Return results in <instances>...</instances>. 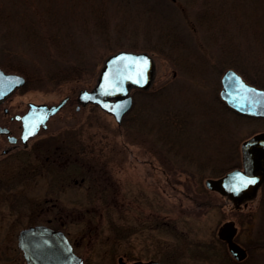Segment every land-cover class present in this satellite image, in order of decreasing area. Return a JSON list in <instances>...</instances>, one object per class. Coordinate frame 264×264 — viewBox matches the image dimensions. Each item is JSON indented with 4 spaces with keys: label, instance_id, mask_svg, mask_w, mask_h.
<instances>
[{
    "label": "rangeland",
    "instance_id": "1",
    "mask_svg": "<svg viewBox=\"0 0 264 264\" xmlns=\"http://www.w3.org/2000/svg\"><path fill=\"white\" fill-rule=\"evenodd\" d=\"M188 1L147 0L156 6L159 29L183 41L171 57L138 50L153 56L155 75L150 93L133 91L136 108L128 117L139 113L145 123L136 128L123 122L127 114L118 123L98 104L78 100L81 89L96 84L110 54L129 50L133 41L144 44L143 32L134 35L124 24L132 21L125 6L0 0V67L10 59L42 73L80 60L85 68L83 77L59 83L42 74L34 86L23 85L0 102V125L18 137L11 143L0 133V264H27L18 234L35 224L61 228L83 264H120L119 257L234 264L218 236L229 219L238 226L235 239L250 250L242 264H264V185L236 208L205 184L215 173L241 166L242 142L264 131L263 117L238 114L220 97L221 76L234 68L228 59H245L243 70L251 60L233 52L264 51V0H225L217 12L226 36L217 39ZM103 12L111 40L123 47L106 49L96 29ZM67 96L48 126L23 143L21 121L13 115L29 102L53 104Z\"/></svg>",
    "mask_w": 264,
    "mask_h": 264
},
{
    "label": "water",
    "instance_id": "2",
    "mask_svg": "<svg viewBox=\"0 0 264 264\" xmlns=\"http://www.w3.org/2000/svg\"><path fill=\"white\" fill-rule=\"evenodd\" d=\"M147 58L146 69L138 61ZM143 69V76L140 73ZM155 75V61L151 54L142 51L120 50L110 54L100 69L96 84L79 91L78 100L82 104L97 103L112 113L118 123L133 106L131 89H147ZM237 79L233 81L231 78ZM26 78L16 72H8L0 67V100L16 88L24 85ZM220 97L237 112L264 117V88L248 82L237 70L228 68L221 76ZM68 96L58 103L30 102L23 114L13 118L21 120V140L26 143L41 128L47 127L49 118L57 113L67 102ZM5 111H8L6 108ZM0 133L8 134L10 142L17 137L11 134L7 126L0 125ZM27 136V139L25 137ZM242 166L234 167L219 177H208L205 184L209 189L228 196L236 207L247 205L254 198L264 182V131L245 139L241 144ZM237 225L234 220L225 221L218 230V236L228 244L230 253L242 259L247 252L236 240ZM18 245L28 264H83L82 258L73 251V247L62 230L45 224L32 225L18 234ZM120 264H163L157 260H136L126 262L119 257Z\"/></svg>",
    "mask_w": 264,
    "mask_h": 264
},
{
    "label": "trees",
    "instance_id": "3",
    "mask_svg": "<svg viewBox=\"0 0 264 264\" xmlns=\"http://www.w3.org/2000/svg\"><path fill=\"white\" fill-rule=\"evenodd\" d=\"M115 1L119 4V6L123 5L126 7L127 10H129L131 13L127 15V18L132 20L130 22H124V24H130V28L133 30V34L136 35L139 30L143 32V36L145 38L144 44H137L136 42H132L131 44L127 45V48L129 50H154L157 52H160L168 57H171L173 53L178 52L180 53L179 46L181 45L183 39L181 37H175L173 33L170 31H167L165 29L161 30L159 29L158 25V18L155 16V9L156 6L154 4H150L147 2V0H110ZM225 0L221 1V5L218 8L219 1L218 0H189L188 2L193 5L196 8V17L198 22L203 24L206 29L212 30L214 32V36L212 35L213 39H217L219 36V33L222 35V37L226 36V26L225 22H219L220 14L217 12L224 3ZM139 2V6L137 7ZM226 2V1H225ZM132 7H136L137 9L135 11L136 14H134V10H132ZM105 11V10H102ZM149 12V14H148ZM142 13V14H141ZM99 20L96 22L97 25V33L103 34L102 40L104 41V44L106 46V49L113 51L115 48H118V46H124L121 45V41L117 38L114 40H111L112 38L108 34V16L103 12L102 14H98ZM140 16V18H139ZM220 24V25H218ZM174 26H176L173 23ZM121 30V29H120ZM222 31V32H221ZM217 33V34H216ZM105 36V38H104ZM100 40V38H99ZM62 49V48H60ZM64 50V49H62ZM66 50V49H65ZM173 52V53H172ZM233 55L235 57L242 56V57H249L251 60L247 61V70H243L239 64H241V61H244L245 59L237 60V62L234 60H229L228 63L230 66L237 69L248 81L255 84L256 86L263 87L264 88V51L260 52H233ZM237 55V56H236ZM239 62V63H238ZM84 63V60H80L78 62L74 63H67L60 67H48L47 70L42 72H38L34 68H30L22 63H15L12 60H3L1 65L7 70L11 72H18L25 76L26 82L24 84V87L34 86V82H38L42 74L46 75L47 77L51 78V82L53 83H59L62 81L67 80H74L83 77L85 73V68L82 65ZM134 92L140 91L143 93H150L151 91L143 90V89H135ZM159 96V94L157 95ZM134 107L133 109H135ZM129 113L124 117L123 122L130 126H135L136 128H142L144 127L145 123L142 121V116L137 113L133 117H128ZM139 131V130H138ZM161 138V135L160 137ZM163 139V138H162ZM164 144L168 146L169 149H173L171 142L170 145H168V141L163 139ZM225 171H220L219 173H215V176H218Z\"/></svg>",
    "mask_w": 264,
    "mask_h": 264
},
{
    "label": "flooded vegetation",
    "instance_id": "4",
    "mask_svg": "<svg viewBox=\"0 0 264 264\" xmlns=\"http://www.w3.org/2000/svg\"><path fill=\"white\" fill-rule=\"evenodd\" d=\"M263 185H264V183L259 187V189H258V191H257V194H256V196L259 194V192H260V190H261V188L263 187ZM255 196V197H256ZM52 228H54V227H52ZM55 229H61V228H55ZM62 230V229H61ZM66 234V233H65ZM67 235V234H66ZM71 242V241H70ZM238 242V241H237ZM226 243V242H225ZM239 243V242H238ZM227 244V243H226ZM241 244V243H240ZM73 245V244H72ZM242 245V244H241ZM243 246V245H242ZM244 248H245V250H246V252H247V254H246V256L244 257V258H242V259H237V258H235L232 254H231V256H232V258H233V261H234V264H242L244 261H246L247 259H248V257H250V250H249V248L248 247H245V246H243ZM73 250H74V245H73ZM75 251V250H74Z\"/></svg>",
    "mask_w": 264,
    "mask_h": 264
},
{
    "label": "snow or ice",
    "instance_id": "5",
    "mask_svg": "<svg viewBox=\"0 0 264 264\" xmlns=\"http://www.w3.org/2000/svg\"><path fill=\"white\" fill-rule=\"evenodd\" d=\"M138 63L142 64V65H143V68L146 69L147 64H148L147 58H144V59L138 61ZM143 74H144V73H143V69H142V70H141V73H140L141 77L143 76ZM231 79H232L233 81H235L237 78L233 75ZM25 139H27V136L25 137Z\"/></svg>",
    "mask_w": 264,
    "mask_h": 264
}]
</instances>
